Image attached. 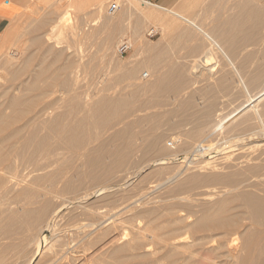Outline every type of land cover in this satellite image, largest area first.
Wrapping results in <instances>:
<instances>
[{
	"label": "bare ground",
	"instance_id": "obj_1",
	"mask_svg": "<svg viewBox=\"0 0 264 264\" xmlns=\"http://www.w3.org/2000/svg\"><path fill=\"white\" fill-rule=\"evenodd\" d=\"M89 1L98 7L96 10L92 6L96 12L91 11L94 12L93 15L89 13L92 18H98L97 20L92 21L90 18V22L88 20L85 22L87 18L85 21L81 19L79 24L65 30V16L71 18L70 14L73 11L72 1L69 4L70 14L66 9L68 11L66 14L51 16L52 25L50 24L49 30H45L48 19L44 16L34 28L30 27L31 33L28 31L29 35L33 36L31 39L34 46L41 49L45 44L49 45L43 50L52 55L54 62L65 59L63 65V61L59 62L58 66L60 64L61 66L57 68L58 71L44 65L37 67L39 69L34 67L33 70L29 69V83L23 80V83L9 86L7 90L5 88L0 90V236L3 237V244L0 245V264H15L16 260H21L25 264H80L91 251H97L89 254L94 256V262L98 264L99 262L106 264L108 261H113L114 264H221L215 256L212 258L208 254H219L218 251L222 250H226V253L223 252L227 258L225 260L233 264H264V3H259L263 0H226L220 15V24L217 25L212 20L215 25L209 37H204L205 40L199 43L189 42V39H192L189 32L176 34L169 26L166 35L177 43L176 45L172 43L174 46L178 45L188 51L186 56L193 57L190 64L184 62L179 64L175 59H171L174 58L173 55L171 57L169 52L162 51V44L165 43L163 42L159 44L162 48L158 46L162 50H157L158 54L155 57L150 54L151 58L148 57L149 60L145 63L133 62L131 66L118 63L115 65L118 79L129 82L131 94L127 99L125 98L127 93L123 95L122 91L119 95L125 99L118 97L119 95L115 97L116 94H113L115 92L111 95L105 91L99 92L100 97L88 102L82 97L83 93L82 95L77 91L75 94L70 93L75 86H79L76 85L79 82L77 69L82 62L84 63L87 49L85 46L89 47L93 38L101 34L104 37L100 46L101 51L109 56L114 42L126 31V17L131 12L138 16L132 30L134 42L137 43L138 50L140 49L138 54H143L144 49L139 46V41L143 38V26L158 18L154 16V9L148 2L116 0L115 4L119 9L116 12L115 23L111 24L107 22L110 18L102 15L103 11L109 8L108 1L95 0L93 1L95 5L92 0ZM96 1L99 3L96 4ZM106 1L107 4H104ZM209 1L213 4L218 0ZM81 5H78V9ZM83 5L91 6L86 2ZM86 8L81 7L78 10H81L79 14ZM170 16L173 25L178 20L173 12H170ZM94 20H99L101 25L98 26V23L96 26ZM152 30V28L149 30L150 36L156 32ZM9 33H6L7 36ZM8 37L10 40V36ZM12 45L14 48L15 44ZM11 47H6L7 50L4 52L2 51L4 47L0 48L2 60L15 69L13 72L15 76L24 75V72L26 74L28 69L26 65H29L32 55L27 58L24 67L15 68L14 57H10ZM150 48L151 51H155L152 49L156 47ZM17 52L21 53V50ZM180 52L182 55L185 54L182 50ZM48 54H45V58L49 57ZM179 55L181 54L178 53ZM218 56L223 60V68L221 66L220 71L218 64L221 62L215 60ZM164 61L167 67L166 70L163 65L165 72L160 69L163 68L161 64H164ZM51 64L53 65V62ZM188 65L190 68L186 69ZM145 67L148 78L144 79L142 75L145 81L134 82ZM197 67L204 70L205 79L202 76V81L199 79L200 74L196 75L198 81L194 84L205 83L206 78H210L206 76L207 74L211 78L217 75L219 79L217 77L218 81L215 84L214 80L209 79L212 80L214 85L209 82L213 87L206 90H199L197 88L202 87H197L194 90L193 88L197 86L195 85L192 88L195 92H191L196 93L195 96L189 95L190 99L185 96L187 100L185 98L182 99L186 101L179 100L174 110L159 112V115L156 113L161 123L165 122V125L169 123V127L173 128L170 132L187 122L189 112L197 114L196 120L192 121L196 124L192 126V130L184 132L183 127L180 128L184 133L181 135L186 139H180L182 143L176 140L177 138L171 141L175 147L179 142L183 144V148L188 147L187 152L183 149L185 152L180 156L182 149L176 147L180 149L176 154L178 149L174 151L168 145L165 146L167 131L162 134L163 131L156 133L153 129L150 133L142 129L137 130L144 124L145 117L136 116L139 108L137 110V105L135 108L133 105L137 101L139 107L143 106L146 102H139L137 99L143 96L142 93L147 94L146 92L151 93L150 98L153 99L152 103L148 101L146 106L168 105L166 95L171 94L175 97L179 92L181 94L182 88L187 89L184 87L185 81L191 82L192 79L185 80L184 77L194 74L199 69ZM49 77L51 82L46 83ZM193 79L192 82H196L197 79L195 77ZM44 80L47 85L41 90L40 84ZM57 83L62 89L60 97L58 96L59 107L56 108L54 104L49 103L44 105L45 103L40 101H43L44 96L47 97L46 95L50 93L47 91ZM203 84L201 86H204ZM24 87L41 93L33 97L28 96L23 93ZM185 89L183 93L187 92ZM209 90L211 92L221 90L222 93L225 90L224 96L235 90L237 93L231 95L237 96L239 102L234 104L233 111L229 112L230 109L225 112L227 110L225 108L231 104L229 102L235 96H231L229 102L226 100L228 105L227 107L224 105L225 108L222 109L224 107L222 102L215 100H219L220 93L214 92L218 97L213 95L216 98L212 97L215 101H211L209 92H206ZM206 93L209 99L206 98ZM98 94L95 96H99ZM178 114L184 115L182 120L172 123ZM150 116L153 117L151 114ZM131 117L134 119L131 120ZM145 120L150 121L147 117ZM152 122L155 125L157 121ZM118 126L119 129L111 132ZM201 138L203 139L200 141ZM137 139L142 140V144L139 143L141 146L136 145V142H139ZM194 139H198L199 143L195 140V143L197 142L195 145ZM216 140L218 142L212 144ZM242 143L251 145L249 151L247 150L249 154H246V150L244 154L242 153ZM65 151L71 153L69 154L71 158L67 155L69 158H65ZM135 152H140L142 158L150 160L149 163L144 162L146 164L144 167L142 162L141 169L139 168L141 163L137 164L135 159L133 161L136 165L130 164L132 154ZM81 153L84 156L81 155L83 158L79 163L77 160L79 161L80 157L76 155ZM223 153H228V156L217 158ZM154 154L161 157L156 156L154 159L155 157H151ZM131 165L135 170L139 166L137 172L133 166L128 167ZM131 168L135 173H129V170L127 173L126 169ZM147 170L151 171L146 174ZM158 175L164 179L161 178L162 181L160 180L158 184L147 187L151 191L140 192L139 197L135 195L138 191H144L141 186L146 180ZM166 175L170 176L166 178L164 177ZM161 189L164 190L163 200L159 199L161 202L148 200L153 192ZM197 189L201 191L204 189L202 193H198L200 196L198 198L195 194ZM173 197L174 200L178 197V200L172 202L170 199ZM159 200L157 198V201ZM117 202H120L118 206ZM109 206L111 207L107 209ZM66 210H71L72 213L84 211L85 216L86 213L90 216L88 220L86 218L90 221L84 225L80 224L82 226H79L77 232L70 238L63 234L62 229L65 227L61 224ZM183 210L187 213L181 214ZM82 213L80 216L84 217L85 221ZM71 219L73 220V217ZM63 223L69 225V222ZM118 233L120 239L114 237L117 241L107 244L106 248H100ZM220 235L228 239L221 242L219 239L224 237L221 238ZM48 239L50 242L46 244Z\"/></svg>",
	"mask_w": 264,
	"mask_h": 264
},
{
	"label": "rangeland",
	"instance_id": "obj_2",
	"mask_svg": "<svg viewBox=\"0 0 264 264\" xmlns=\"http://www.w3.org/2000/svg\"><path fill=\"white\" fill-rule=\"evenodd\" d=\"M71 1V2H70ZM25 0V1H22L23 2V6L25 7V9L23 10V13L22 14H20V15H18L17 17H15V18H12V19H10V22H7V24L5 25V27L3 28V36H1V39H0V48L2 49L3 47V49H2V51L4 52V51H6L7 50V48L6 47H10V46H12L11 48H12V54H11V56L10 57H14V61H15V68H17V67H21V66H25V62H27L26 60H27V58L29 57V56H31L32 55V57H31V61H30V63H32L31 65H30V63H29V65L31 66H29V65H26L27 67H28V69H27V72H26V74H25V72H24V75L23 74H21V76L19 77H17V76H15L14 74L15 73H13L14 72V68L12 67V66H9V65H7L5 62H4V60H2L3 58H2V55H1V50H0V90H3V88H5L6 90L9 88V86L11 87L12 85L14 86V85H18L20 82L21 83H23L24 81H26V82H28V76L30 77V73H29V69L30 70H33L34 69V67H36L35 69H39L40 67H43V65L46 67H50L53 71H58V69L57 68H59L60 66H61V64H60V66H58V64H59V62H62V65H63V63H65V59L64 60H62V61H56V62H54V59H53V57H52V55H51V57H52V59H51V57H50V55L48 54L49 52H45L44 50H45V48H46V46H48L49 47V45H44L43 47H41V49L39 48H37L36 46H34V43H33V41H32V37L33 36H31V35H29V32H30V29L33 27L34 28V26L39 22V21H41V19L44 17V16H46V18L48 19V21H47V26H45V30H49L50 28V24L52 25V20H51V16L52 15H54L55 14V16L57 15L58 16V14L59 15H61V14H66L65 12H68L69 11V14L72 12V14H70L71 15V18H70V16L69 17H67V16H65V30H69L70 28H73L74 26H76L77 24H79L82 20L83 21H85V18H87L86 19V21L85 22H87V20L89 21V19L90 20H92V19H98V18H96L95 16V18H92V15H93V13L91 12V11H95L94 10V8L93 7H95V9L96 10H98L97 8V6H93L92 5V3H90V1L88 0H85V2H86V4H88V5H90L91 4V6H85V5H83L85 2H84V0H83V2H82V0ZM72 1H73V3H72ZM93 1H95V0H92V2ZM99 1V0H98ZM98 1H96L95 3L96 4H98L99 2ZM105 1V0H104ZM108 1V3L111 5V4H113V3H115V1L116 0H107ZM107 1L106 2H104V4H107ZM148 2V0H141V2ZM150 1V0H149ZM69 2V3H68ZM82 3V5L86 8V7H88V9L86 8V9H82L83 11L81 12V14H79L80 13V11H78L79 9H81V7H83L82 5H81V3ZM87 2H89V3H87ZM98 2V3H97ZM152 3H154V4H159V5H167V6H170L171 8H173V9H175V10H178V11H181V12H183L184 14H186L187 16H189L188 18H186V19H182L179 15H177L171 8H166V9H163V10H158L157 8H155L152 4H150L149 2V4L152 6V8L154 9V13H155V15L154 16H157L158 18L157 19H155V20H152V21H149V22H147L146 24H145V26H143V30H142V32H143V38H141V40L139 41L140 43V45L139 46H141L144 50V53L142 54H138V51L140 50H138V45H137V43L136 42H134V32H133V30H132V27L134 26V22H135V20H136V17H138L137 15L136 16H134L131 12H130V14H128V16L126 17V31H125V33L123 34V35H121L115 42H114V44H113V46L111 47V50H110V55L108 56H106V54H104L101 50V42L103 41V36L101 35V34H97L96 36H95V38H93V42H91V43H89L88 45H89V47H86L85 46V48H87L85 51V54H86V57L84 58V63L82 62V64L79 66V68L77 69L78 70V72H79V74H78V81L79 82H77V84L76 85H79V86H75V88H73V92L71 91L70 93H72V94H75V91H77V93H79V94H81L82 95V93L84 94L82 97L83 98H85L86 99V101H88V102H90V101H93V100H91V99H94L95 100V98L97 97H100L101 95L100 94H98L99 92H101V93H104L105 91H107V93L108 94H111V95H115V97L117 96V95H119V92H123V95L124 94H126L127 93V95H126V99H127V97H129V94H131V90L129 89V82H123V81H120L119 79H118V70L115 68V65H117V63H118V65L120 64V65H124V66H131L132 65V63L134 62V63H140V62H142V63H145L147 60H149V58H151V55H152V57H155L157 54H158V51H160V50H162V51H167V52H169L170 54H169V56L171 55V57H172V55L174 56V58L172 57L171 59H175L176 60V62L177 63H179V64H182L183 62H184V64H190L191 63V61H192V59H193V57L190 55V57H189V55H187L186 56V54H188L187 52H186V50H184L185 48H181V47H179L178 45L177 46H174V44L176 45L177 43H175L173 40H172V38L170 37V36H167L166 35V29L170 26V29H171V31L172 32H176V34H180V32H189V35L190 36H192V39H189V42H191V43H199V42H202V41H204L205 40V38L206 37H209V34H210V32H211V30H212V28H213V26L215 25V24H220V15H221V12H222V9H223V7H224V5H225V3H226V0H218V1H216V3H211L209 0H164V2H153V1H151ZM264 3V0L263 1H260L259 3ZM72 3V8H71V10H73V11H71L70 9H69V7H70V5L69 4H71ZM80 3V4H79ZM261 3V4H262ZM93 4H94V2H93ZM108 4V7L110 6ZM192 5L193 6V8L191 7L190 9H188L190 6H188V8H185V9H182L181 10V8L182 7H184V6H186V5ZM230 4H231V2H230ZM78 5L80 6L81 5V7H79V9H78ZM95 5V4H94ZM59 6V7H58ZM93 6V7H92ZM197 6V7H196ZM67 7V8H66ZM89 7H91V9L89 8ZM106 7H107V5H106ZM54 9V10H53ZM66 9L68 10V11H66ZM107 9H109V8H107ZM118 9H119V6H118ZM71 11V12H70ZM118 11V10H117ZM116 11V12H117ZM43 12H49L48 13V16H47V13L45 14V13H43ZM62 12V13H61ZM64 12V13H63ZM84 12V14H82ZM96 12V11H95ZM113 13V14H110L109 12H108V10H106L105 9V11H103V14L102 15H104V16H106L108 19L110 18V21L109 20H107V22H111V24H114L115 23V21H116V15H117V13ZM170 12H173L174 14H176V18H177V22H175V24H173L172 25V16H170ZM92 13V15H90V14ZM108 14H109V16H108ZM50 15V16H49ZM83 15V16H82ZM42 16V17H41ZM85 16V17H84ZM83 17H84V19H83ZM106 17H104V19H106ZM41 18V19H40ZM68 21H67V20ZM82 19V20H81ZM50 20V21H49ZM70 20V21H69ZM76 20V21H75ZM96 20H94L95 22H96V26H97V24L99 23V20L98 21H96ZM101 20V19H100ZM157 20H159V22L157 21ZM160 20H161V22H160ZM212 20H214L215 21V24H213L211 21ZM31 21H32V23H31ZM35 21V22H34ZM93 21V20H92ZM49 22V23H48ZM78 22V23H77ZM90 22V21H89ZM95 22H93L94 24H95ZM31 23V24H30ZM101 25V22L98 24V26H100ZM31 27V28H30ZM8 28H10V30L8 29ZM150 28H152L153 30H155L156 32L153 34V35H149L148 33H149V30H150ZM24 30V31H23ZM32 30V29H31ZM152 30V31H153ZM8 31V32H7ZM9 31H10V33H9ZM29 31V32H28ZM6 33H9L8 34V36H10V40H9V37L7 36V34ZM28 33V34H27ZM31 33V32H30ZM6 35V37H5V35ZM15 34V35H14ZM12 35V36H11ZM68 35H70V36H72L71 35V33H68ZM188 35V36H189ZM20 36V38L18 39V37ZM21 36H22V39H21ZM70 36H68V38H72V37H70ZM105 36V35H104ZM205 37V38H204ZM18 39L17 41L16 40H14V39ZM5 39H8L7 41H5ZM13 39V40H12ZM12 40V41H11ZM28 40V41H27ZM98 41V44H97V41ZM2 41V42H1ZM5 41V42H4ZM15 41H16V43H15ZM123 41H128L131 45H132V49L129 51V53L125 56V57H123V58H121V57H119L118 56V54H117V49H118V47H119V45L123 42ZM168 41V42H167ZM7 42V43H6ZM163 42H165L166 44H168V45H166L165 43H163ZM6 43V44H5ZM15 44V46H14V48H13V45L12 44ZM96 43V44H95ZM164 45H163V44ZM172 43H174V44H172ZM159 44H162V47L159 45ZM171 44L173 45V46H171ZM87 45V46H88ZM3 46V47H2ZM161 47V48H159V47ZM164 46H168V48H166V47H164ZM45 47V48H44ZM150 47H156L155 49H152V50H155V51H151V48ZM172 47V49H170ZM10 48V49H11ZM16 48V49H15ZM20 48V49H19ZM43 48H44V50H43ZM84 48V49H85ZM89 48V49H88ZM180 48V49H179ZM92 49V50H91ZM165 49V50H164ZM167 49V50H166ZM19 50H21V53H19V52H17V51H19ZM37 50V51H36ZM150 50V51H149ZM158 50V51H157ZM182 50V52H184L183 54L186 56H184V55H182V53L180 52V51ZM184 50V51H183ZM10 51V50H9ZM43 51H44V53L45 54H48V56L49 57H46L45 58V54L43 53ZM177 51V52H176ZM179 51V52H178ZM23 52V53H22ZM32 52V53H31ZM35 52V53H34ZM146 52H147V54H146ZM175 53H176V55H175ZM178 53L179 54H181V55H179L178 56ZM18 54V55H17ZM93 54V55H92ZM151 54V55H150ZM20 55V56H19ZM38 55V57L36 58V56ZM35 56V57H34ZM182 58H181V57ZM18 57V58H17ZM95 57V58H94ZM149 57V58H148ZM177 57V58H176ZM180 57V58H179ZM183 57H185V58H183ZM35 58V59H34ZM179 59V60H178ZM182 61H181V60ZM189 59V60H188ZM221 58L218 56V57H216V61L218 60V63L219 62H221V63H219L218 65H219V67H218V69H219V71L221 70V68H223V60H220ZM21 60V61H20ZM52 60V61H51ZM118 60V61H117ZM166 60H169V59H166ZM175 60H171L172 62H175ZM178 60V61H177ZM214 60V61H215ZM116 61V62H115ZM120 61V62H119ZM186 61V62H185ZM188 61H190V62H188ZM17 62V63H16ZM51 62H53V65L51 64ZM87 62V63H86ZM113 64H112V63ZM165 62L166 61H164V64H161V66L163 67V68H161L160 67V69L162 70V71H164L165 69H164V66H165ZM182 62V63H181ZM6 64V66H5V64ZM44 63V64H43ZM86 63V64H85ZM115 63V64H114ZM130 63V64H129ZM133 63V64H134ZM163 63V62H162ZM4 66H3V65ZM28 64V63H27ZM52 66H51V65ZM84 64V65H83ZM112 64V65H111ZM33 65V66H32ZM36 65V66H35ZM41 65V66H40ZM164 65V66H163ZM113 68H112V67ZM222 66V67H221ZM30 67V68H29ZM37 67H39V68H37ZM85 67V68H84ZM100 67H101V69H100ZM166 67V66H165ZM221 67V68H220ZM5 68V69H4ZM88 68V69H87ZM92 68V69H91ZM110 68V69H109ZM188 68H190V66L188 65V67L186 68V69H188ZM199 68V69H198ZM87 69V70H86ZM197 71H195L194 72V74H192L191 76L189 75V76H185L184 78H185V80L188 78V79H192L191 80V82L192 81H194V77H195V79H197V80H195L196 82H190L189 80H187V81H185V84L186 85H184V87H186L187 89H185V88H182V90H181V94H180V92L178 93V94H176L175 95V97H174V95H166V97H167V104L168 105H165V104H163V105H153V104H148L147 106L145 105V104H147L148 103V101L150 102V103H152L151 101L153 100L152 99V97L150 98V96H152L151 95V93L149 94L148 92H146L147 94H145V93H142L143 94V96L141 95V97L139 98V99H137L139 102H146L145 104H143V106H141V107H139V105L137 104L138 102L136 101L135 102V104L133 105L134 106V108H135V105H137V107H136V109L138 110V108H139V110H140V108H141V110L139 111L138 110V113H137V115L136 116H139V117H142V118H144V124H142V125H140V127H139V129H137V130H139L140 131V129H142V130H145V131H147L148 133H150L151 132V130L153 129L154 130V132H155V130H156V133H162V131H163V133L162 134H164V132H168V133H165V135L167 134V135H169V136H165V142H164V144H166L165 146L167 147V145L169 144V142H171V141H173L175 138H177L176 140H178V141H180L181 142V140L183 139V140H185L186 139V137H184V136H182L184 133L182 132V129H184V132H185V130H192L191 128H192V126H194V125H196V124H194V122H192L194 119L196 120V113H188L187 114V116H188V120H187V122L186 123H184V125L182 126V127H180V128H182V129H174V131H172V132H170L173 128H171V126L169 127V123H166V125H165V122H160L161 120H159V116H157L156 115V113L159 115V112L160 113H163V112H167L166 110H168V111H171V110H174V109H176L177 108V104H179V100H184V101H186L187 99L186 98H189L190 99V97L194 94V96H195V94L196 93H191V92H193L194 90H196V88L197 87H202V89L201 88H197V89H199V90H206V88H212L213 86H211L210 84L212 83L213 84V82H214V84L218 81V79H219V77L216 75V76H214V78L212 77L211 78V76H209L207 73V75L206 76H208V77H210L209 79H212V80H214L213 82H211L209 79H207L206 78V82H208L207 84L209 85L208 87H207V84H206V86H205V83L204 82H201V84H200V82H198L199 84V86L197 85V84H194V83H197V81H198V76H199V74H200V76H199V79L200 80H202V76H204V78L203 79H205V73H204V70L202 69V68H200V67H197ZM11 70V71H10ZM76 69H74V71H75ZM100 70H101V72H100ZM160 70V71H161ZM166 70H167V67H166ZM203 70V71H202ZM117 71V72H116ZM143 71V72H142ZM142 71L139 73V75L135 78V80L136 81H134V82H136V83H140L141 81L143 82V81H145L144 79H142L143 77H144V74H147V68L145 67V68H143L142 69ZM161 71V72H162ZM201 71V72H200ZM11 72V73H10ZM55 72V73H56ZM81 72V73H80ZM165 72V71H164ZM164 72H162V73H164ZM203 73V74H202ZM14 76H13V75ZM105 74V75H104ZM18 75V74H17ZM142 75H143V77H142ZM148 75V74H147ZM196 75H198V76H196ZM218 75H220V74H218ZM52 77V76H51ZM110 77V78H109ZM193 77V78H192ZM201 77V78H200ZM217 77H218V79H217ZM27 78V79H26ZM103 78V79H102ZM109 78V79H108ZM117 78V79H116ZM12 79H13V81H12ZM18 79V80H17ZM50 77L49 78H47V81L46 80H44V81H42L41 82V86H40V88H41V90H42V87L43 88H45V86L47 85V84H45V81H46V83L47 82H49L50 80ZM24 80V81H23ZM95 80V81H94ZM111 81H113V82H111ZM116 81V82H115ZM118 81H120V83H118V85H117V82ZM188 81H189V83H188ZM203 81V80H202ZM211 83H210V82ZM25 82V83H26ZM51 82V81H50ZM49 82V83H50ZM107 82V83H106ZM187 82V83H186ZM29 83V82H28ZM56 83V82H55ZM79 83V84H78ZM104 83H106V84H104ZM116 83V84H115ZM121 83H123V84H121ZM192 85H191V84ZM204 83V84H203ZM109 84H113L112 86L111 85H109ZM204 85V86H201V85ZM213 84V85H214ZM56 86H54V84H53V86L54 87H52V88H50L49 89V91H47V92H50V93H48L46 96L47 97H45L46 99H44V97H43V101H40V102H43V103H45L44 105H46V104H50V105H55L56 106V108H58L59 107V104H60V100H59V102H58V98L60 97V95L59 94H61V92H62V89H60V86H57L58 85V83L57 84H55ZM81 85V86H80ZM96 85V86H95ZM103 85V86H102ZM109 87V88H107V86ZM117 85V86H116ZM120 85V86H119ZM125 85V86H124ZM127 85V86H126ZM194 85V86H193ZM195 85H197L196 87H195ZM124 86V87H123ZM190 86V88L188 89V87ZM59 87V88H58ZM78 87V88H77ZM100 87H102V88H100ZM126 87V88H125ZM193 87H195V88H193ZM54 88V89H53ZM85 88V89H84ZM192 88L194 89V90H192ZM4 89V90H5ZM30 89V88H29ZM84 89V90H83ZM103 89H105V90H103ZM113 89V90H112ZM124 89V90H123ZM183 89H185V90H187V92L185 91L184 93H183ZM61 90V91H60ZM116 90V91H115ZM120 90V91H119ZM126 90V91H125ZM23 93H25V94H27L28 96H31V97H33V95H36L37 93L39 94V93H41V91L40 92H37L36 93V91H32V89L31 90H28L27 88H25L24 87V89H23ZM84 91H86V92H84ZM98 91V92H97ZM103 91V92H102ZM109 91V92H108ZM124 91H125V93H124ZM198 91V90H197ZM54 92V93H53ZM113 92H115V93H113ZM122 92H121V94H122ZM195 92V91H194ZM202 92V91H201ZM206 92H209V98H212L213 97V95H216L217 96V94H215L214 92H216V93H220L218 96H219V100H217V99H215L216 98V96H214L213 98L217 101V102H222V105L224 106H226V105H228V103H227V101L226 100H228V102L230 101V98H232V97H234L233 95H231V94H236L237 93V91H235V90H233V91H230V92H232L231 94H229V92L228 93H226L228 96H230V97H228V96H224L223 95V93L225 94V90H223V93H222V91L220 90H213V92H211L210 90L209 91H206ZM236 92V93H235ZM53 95H52V94ZM85 93H87V94H85ZM96 93V94H95ZM106 93V94H107ZM113 93V94H112ZM118 93V94H117ZM183 93V94H182ZM188 93V94H187ZM191 93V94H190ZM221 93H222V96H223V98L221 97ZM92 94H94V96L95 95H99V96H95V97H92L93 95ZM121 94L118 96V97H120L121 96ZM185 94V95H184ZM238 94H239V92H238ZM89 96V98L87 97V96ZM149 95V96H148ZM178 95H180V97L178 96ZM189 95H190V97H189ZM200 95H203V94H200ZM208 94L206 93V98L207 99H209L208 98V96H207ZM212 95V96H211ZM59 96V97H58ZM85 96V97H84ZM91 96V97H90ZM173 96V97H172ZM177 96V97H176ZM184 96V97H183ZM185 96H187L186 98H185ZM204 96V97H205ZM217 96V97H218ZM232 96V97H231ZM57 97V98H56ZM122 97V96H121ZM124 97V96H123ZM122 97V98H123ZM166 97H165V100H166ZM170 97V98H169ZM174 99H172V98ZM179 97V98H178ZM221 97V98H220ZM227 97V98H226ZM125 98H123V99H125ZM145 98V99H144ZM148 98H150V99H148ZM182 98H185V99H182ZM201 99H202V97H200ZM200 98H198V99H200ZM212 98V99H213ZM225 98V99H224ZM53 99H57V101L56 100H53ZM60 99V98H59ZM85 99H83V100H85ZM147 99V100H146ZM170 99H172V100H170ZM177 99H178V102H177ZM188 99V100H189ZM205 99V98H204ZM207 99H205V100H207ZM211 99V101H215L214 99L212 100ZM223 99V100H222ZM90 100V101H89ZM172 101V102H171ZM176 101V102H175ZM223 101L225 102L224 104H223ZM237 96H235L233 99H231V101L229 102V103H231V104H233V106H231V104H229L228 105V107H229V109H228V107L227 108H225V106L222 108V109H227L225 112H228V110H230L229 112H231V111H233V107H235V105L236 104H238V102L239 101H237ZM51 102H52V104H51ZM54 102V103H53ZM163 102H165V101H163ZM199 103V102H198ZM236 103V104H235ZM57 104V105H56ZM235 104V105H234ZM150 105H152L153 106V108H152V106H150ZM58 106V107H57ZM155 106V107H154ZM176 106V107H175ZM219 106H221V104L219 105ZM166 107V108H165ZM170 109H169V108ZM222 107V106H221ZM221 107H219V109L221 108ZM53 108H55L54 106H53ZM168 108V109H167ZM164 109V110H163ZM61 111L63 110V109H60ZM60 110H58V111H60ZM143 110H145L144 112H143ZM142 112V113H141ZM193 112V111H192ZM150 114L153 116V117H151L150 116ZM156 115V116H155ZM151 117V118H149V117ZM183 116L184 115H181V114H178L177 115V117L176 118H174V120L173 121H171L172 123L174 122H176L177 121V123L178 122H180L181 120H182V118H183ZM194 116V117H193ZM146 117L150 120V119H152V118H154V119H152V120H150L149 122H148V120H145L146 119ZM161 117V116H160ZM156 118H158L157 120H155ZM181 118V119H180ZM193 118V119H192ZM131 120H133L134 119V117H131L130 118ZM180 119V120H179ZM190 120V121H189ZM148 122V124H147V122ZM152 121H157V122H155L156 124L155 125H153V122ZM146 122V123H145ZM151 122V123H150ZM68 124H69V122H68ZM187 124V125H186ZM148 125H149V127H148ZM164 125V126H163ZM188 127H186V126ZM120 126V125H119ZM119 126L116 128H114V129H112L111 130V132H113V131H116L117 129H119ZM141 126H143V127H141ZM144 126H146V128H149V129H146ZM151 126H154V128H151ZM156 126H160L159 128L158 127H156ZM121 127V126H120ZM158 129V132H157V129ZM171 128V129H170ZM150 130V131H149ZM169 130V131H168ZM180 130V131H179ZM174 132H176V133H174ZM179 132H180V134H179ZM110 133V132H109ZM183 133V134H182ZM179 134V135H178ZM182 134V135H181ZM177 135V136H176ZM170 136H172V137H170ZM179 136V137H178ZM180 136H182L181 138H180ZM168 139V140H167ZM181 139V140H180ZM203 138H201V139H199L200 141L202 140ZM138 140V139H137ZM136 140V141H137ZM195 140H197L198 141V139H194V143H195ZM139 141V140H138ZM167 141V142H166ZM141 142V143H140ZM180 142H179V144H180ZM183 142V141H182ZM181 142V143H182ZM193 142V141H192ZM216 142H218V140H216V141H214V142H212V144H214V143H216ZM234 142V141H233ZM232 142V143H233ZM142 144V140H140L138 143L136 142V145L137 146H141L140 144ZM198 143H199V141H198ZM239 144H241L240 142H238ZM139 144V145H138ZM178 143H177V145L178 146H176V147H179L180 149H182V151H183V149L186 151L187 149H188V147L187 148H183V144L180 146ZM197 144V142L195 143V145ZM244 144V145H243ZM246 146V147H245ZM90 147H91V145H90ZM175 147V149H178V150H176V154H178V152L177 151H179L180 149L179 148H176ZM224 147V146H223ZM242 148H243V151H242V153L244 154L245 153V150H246V152H247V150L251 147V145L249 144H246V143H242V146H241ZM247 148V149H246ZM222 149V148H221ZM220 149V150H221ZM66 150H68V149H66ZM169 150H170V148H169ZM174 150V149H173ZM68 151H70V150H68ZM68 151H67V153H66V151H65V158L67 157V156H69V154H71V153H69L68 154ZM84 151V150H83ZM83 151H82V153H83ZM175 151V150H174ZM173 151V152H174ZM180 151L181 153L179 154L180 156L185 152V151ZM249 151V150H248ZM140 152H142L141 150H140ZM137 153V152H135V153H133L134 154V157H133V154H132V158H131V162H130V164H134L135 162L137 163V164H139V163H141V164H139V166L140 165H142V162L144 163V162H147V163H149V161L150 160H145V158H142V156H141V153ZM172 152V153H173ZM187 152V151H186ZM79 154V155H76L77 157H80L79 158V161L77 160V162H79V163H81V161H80V159L81 158H83V156H84V154ZM228 153H231V152H228ZM228 153H223L222 154V156H219V157H217V158H224V157H227L228 155ZM73 154V153H72ZM171 154V153H170ZM174 154V153H173ZM173 154H171V155H173ZM226 154V155H225ZM246 154H249V152H247ZM67 155V156H66ZM81 155H83L82 157H81ZM138 155V156H137ZM142 155H143V152H142ZM73 157H74V155H72ZM140 156H141V158H140ZM156 156H157V158L158 157H161V155L159 156V155H153V156H151V157H155L154 159H156ZM70 158H71V156H69ZM69 157H67V158H69ZM143 157H144V155H143ZM150 157V158H151ZM165 157V156H164ZM138 158H140V160L138 159ZM137 160V161H135V160ZM152 159V158H151ZM135 162H134V161ZM133 162V163H132ZM79 163H77V164H79ZM136 163L134 164V166L136 165ZM146 164L144 163L142 166L144 167ZM133 165H131V166H128L129 168L130 167H132ZM133 166V167H134ZM137 166V168H136V170H135V167H134V171H136L137 172V170L140 168L141 169V167L142 166ZM128 167H126V168H128ZM132 167V168H133ZM139 167V168H138ZM131 168V169H132ZM131 169H126V171H127V173L129 172V173H135L134 171H133V169L131 170ZM129 170V171H128ZM148 171V170H147ZM146 171V174L147 173H149L151 170H149L148 172ZM144 174V173H143ZM145 174V175H146ZM144 175H142V177H143ZM159 176V175H158ZM158 176H154V178L153 177H151V178H149L148 180H146V181H148L149 182V184L151 183V182H154V183H151L150 185L148 184V182L146 183V181L142 184V186H141V188H142V190H144V191H138V192H136V194L135 195H137L138 197L139 196H141V193L142 192H145L146 190L148 191L149 190V188H147V187H151V186H153V185H156V184H158L159 182H160V180L162 181V179H164L163 177H160V178H158ZM170 175H166V176H164V177H169ZM162 178V179H161ZM151 179V180H150ZM157 179V180H156ZM139 179H137L136 180V182L138 181ZM154 180V181H153ZM151 181V182H150ZM157 181V182H156ZM139 182V181H138ZM137 182V183H138ZM145 183H146V185H145ZM145 187V188H144ZM203 191H204V189H202ZM145 192V193H148V192ZM149 191H151V190H149ZM161 191V192H160ZM163 191V192H162ZM203 191H201V189L199 190V189H197V191H196V193L195 194H197V197H196V195H195V197L196 198H198V196H199V194L200 193H202ZM141 192V193H140ZM195 192V191H194ZM194 192H192L193 194H194ZM138 193H139V195H138ZM156 193V194H155ZM158 193V194H157ZM160 193H162V194H160ZM199 193V194H198ZM152 194V193H151ZM154 194V195H153ZM153 194L149 197L150 199H148V200H152V201H156V203H158V202H161L162 200H163V198H164V190L163 189H161V190H158V191H155V192H153ZM161 197H162V199H161ZM200 197V196H199ZM157 198H158V200L159 201H157ZM177 199L176 200H174L175 199V197H173L172 199H170L172 202H176L177 200H178V197H176ZM93 200V199H92ZM90 202H92V201H90ZM89 202V203H90ZM120 203V202H119ZM118 202H117V206H118V204H119ZM99 205V204H98ZM102 205V204H101ZM100 205V206H101ZM104 205V204H103ZM102 205V206H103ZM111 206H109L107 209H109ZM113 207H115V205L113 206ZM112 207V208H113ZM106 208V207H105ZM119 208V207H118ZM106 210V209H105ZM75 211V210H74ZM77 212V213H76ZM80 211H75V212H71V210H66L65 211V217H64V220L62 219L61 221H62V225L66 228H63L62 230H63V234H65V236L66 237H72L71 235H73V234H75L76 232H77V228L79 227V226H82V225H84L85 223L87 224L89 221H87L89 218H88V216H89V214L87 215V213H86V216H85V212L83 211V213L82 212H80V213H82V214H84V216H85V221H84V217L82 218L80 215V213H79ZM184 212H185V214L187 213L186 211H184L183 210V212L181 213V214H184ZM78 213H79V215H78ZM70 215L73 217V220L71 219L72 217H70ZM83 216V215H82ZM77 217V218H76ZM90 217V216H89ZM76 218V219H75ZM86 218H87V220H86ZM66 219V220H65ZM75 219V220H74ZM82 219H83V221H82ZM195 219V218H194ZM68 220V221H67ZM69 220H71V221H69ZM79 220H81V221H79ZM60 221V222H61ZM74 221V222H73ZM63 222H66L67 224H68V222H69V225H66L65 223H63ZM73 222V223H72ZM77 222V223H76ZM60 224V225H61ZM65 224V225H64ZM80 224H82V225H80ZM60 226L61 228L63 227V226ZM69 226V227H68ZM71 226V227H70ZM74 227L76 228V229H74ZM72 228V229H71ZM68 229V230H67ZM72 233V234H70V233ZM119 234L120 233H118V235L117 234H115L112 238H110V239H108V241H106L104 244H102L101 246H100V248L101 249H103V248H106L109 244H111V242H113V241H115L116 239H120L119 238ZM206 234H212V233H206ZM0 235H1V233H0ZM50 235V234H49ZM221 236V235H220ZM220 236H218V237H220ZM116 239H115V238ZM224 237V236H223ZM222 236H221V238H223ZM2 238L3 237H1L0 236V245L1 244H3V241H2ZM114 238V239H113ZM227 238V237H226ZM228 239V238H227ZM227 239H225V237H224V239H219V241H221V242H224V240L226 241ZM4 240V242L6 243V241H5V238L3 239ZM7 240V239H6ZM9 241V240H8ZM7 241V242H8ZM117 241V240H116ZM50 242V239H48L47 240V242H46V244H48ZM108 244V245H107ZM97 253V251L95 252V251H91V252H89V253H91V254H93V253ZM99 252V251H98ZM219 252V254H215V253H213L214 255H212V253H210V255L208 254V256L209 257H212V258H215L216 257V259H217V261H219L221 264H227V263H229V264H233V263H231L229 260H225V259H227L226 258V256H224L223 254H225L226 253V250H222V252L221 251H218ZM223 252H225V253H223ZM89 253H87V255H89V256H87V258H85V259H83V260H81L80 261V264H98V263H95L94 262V259H93V257L94 256H92L91 254H89ZM222 253V254H221ZM12 255L14 256V254L12 253ZM217 255H219L218 257L219 258H217ZM220 255H221V257H220ZM222 255L224 256V257H222ZM206 256H207V254H206ZM215 256V257H214ZM16 259V258H15ZM18 260H16L15 261V264H25V262L23 263L21 260H19L18 262H17ZM227 261V262H226ZM229 261V262H228ZM89 262V263H88ZM28 264V263H27ZM99 264H104L103 262H99ZM106 264H114V262L113 261H108Z\"/></svg>",
	"mask_w": 264,
	"mask_h": 264
},
{
	"label": "crops",
	"instance_id": "obj_3",
	"mask_svg": "<svg viewBox=\"0 0 264 264\" xmlns=\"http://www.w3.org/2000/svg\"><path fill=\"white\" fill-rule=\"evenodd\" d=\"M22 1H25V0H0V39H1V36H3V28L5 27L7 22H10V19L15 18L18 15L23 13V10L25 9V7L23 6ZM151 1H153V2H164V0H150V1L148 0V2L150 4H152L158 10L171 8L170 6H167V5L154 4ZM188 6H190V7L188 8ZM191 7L193 8V6L191 4L190 5L188 4L184 7H182L181 10L185 9V8L190 9ZM171 9L177 15H179L183 20L189 17L181 11L175 10L173 8H171Z\"/></svg>",
	"mask_w": 264,
	"mask_h": 264
},
{
	"label": "built area",
	"instance_id": "obj_4",
	"mask_svg": "<svg viewBox=\"0 0 264 264\" xmlns=\"http://www.w3.org/2000/svg\"><path fill=\"white\" fill-rule=\"evenodd\" d=\"M118 10V5L113 3L109 6V9H108V12L110 14H113L115 13L116 11ZM154 33H152L153 35ZM132 49V45L128 42V41H123L118 49H117V54L119 57L123 58L125 57L129 51ZM144 78L147 79L148 78V75L147 74H144ZM168 146L172 149H175V144L173 142H169Z\"/></svg>",
	"mask_w": 264,
	"mask_h": 264
}]
</instances>
